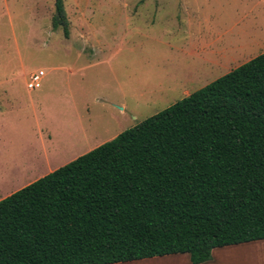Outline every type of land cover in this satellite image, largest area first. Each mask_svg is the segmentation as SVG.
<instances>
[{"label": "trees", "instance_id": "obj_1", "mask_svg": "<svg viewBox=\"0 0 264 264\" xmlns=\"http://www.w3.org/2000/svg\"><path fill=\"white\" fill-rule=\"evenodd\" d=\"M53 29L69 35L64 0ZM264 239V52L0 199V264H112Z\"/></svg>", "mask_w": 264, "mask_h": 264}, {"label": "rangeland", "instance_id": "obj_2", "mask_svg": "<svg viewBox=\"0 0 264 264\" xmlns=\"http://www.w3.org/2000/svg\"><path fill=\"white\" fill-rule=\"evenodd\" d=\"M64 7L68 37L52 28L54 0H0V135L21 137L32 153L42 148L38 137H53L52 164L264 52V0H64ZM38 70L40 86L27 88ZM176 255L164 261L190 264ZM203 264H264V239L213 248Z\"/></svg>", "mask_w": 264, "mask_h": 264}, {"label": "crops", "instance_id": "obj_3", "mask_svg": "<svg viewBox=\"0 0 264 264\" xmlns=\"http://www.w3.org/2000/svg\"><path fill=\"white\" fill-rule=\"evenodd\" d=\"M38 139L42 148L32 153L25 151L29 144L21 137H1L0 135V199L67 163L52 164L48 142L52 141L53 137H38ZM17 143L21 149L17 147ZM174 256L178 255L154 256L117 264H167L164 259L174 258Z\"/></svg>", "mask_w": 264, "mask_h": 264}, {"label": "built area", "instance_id": "obj_4", "mask_svg": "<svg viewBox=\"0 0 264 264\" xmlns=\"http://www.w3.org/2000/svg\"><path fill=\"white\" fill-rule=\"evenodd\" d=\"M44 76L43 70L34 71L29 75V79L27 82V88L34 89L40 86V81Z\"/></svg>", "mask_w": 264, "mask_h": 264}]
</instances>
